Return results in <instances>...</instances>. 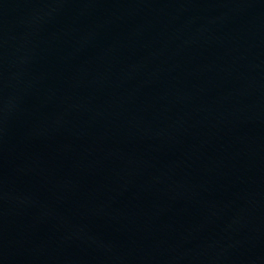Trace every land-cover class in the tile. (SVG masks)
<instances>
[{
    "label": "water",
    "instance_id": "95a60500",
    "mask_svg": "<svg viewBox=\"0 0 264 264\" xmlns=\"http://www.w3.org/2000/svg\"><path fill=\"white\" fill-rule=\"evenodd\" d=\"M0 264H264V0H0Z\"/></svg>",
    "mask_w": 264,
    "mask_h": 264
}]
</instances>
